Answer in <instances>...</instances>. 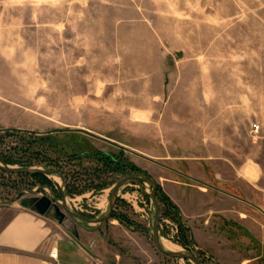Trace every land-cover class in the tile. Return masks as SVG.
<instances>
[{
  "label": "rangeland",
  "instance_id": "374dc122",
  "mask_svg": "<svg viewBox=\"0 0 264 264\" xmlns=\"http://www.w3.org/2000/svg\"><path fill=\"white\" fill-rule=\"evenodd\" d=\"M5 128L37 136L81 128L114 143L84 130H57L51 142L0 131V166L30 146L58 158L66 178L49 175L55 193L31 194L33 177L0 170V199L23 190L19 199L79 239L88 263L193 264L156 249L149 183L120 188L101 225H80L52 198L61 201L69 184V209L98 218L117 182L134 175L158 189L160 241L200 264H264V0H0ZM97 152L121 155L122 168L106 170ZM98 183L107 185L89 187ZM209 185L245 200L233 207L243 226L220 215L215 236L192 232L178 203L193 206L195 197L205 209ZM164 197L183 231L163 215L174 214Z\"/></svg>",
  "mask_w": 264,
  "mask_h": 264
},
{
  "label": "crops",
  "instance_id": "0c3cea01",
  "mask_svg": "<svg viewBox=\"0 0 264 264\" xmlns=\"http://www.w3.org/2000/svg\"><path fill=\"white\" fill-rule=\"evenodd\" d=\"M187 177L197 182L193 177ZM242 179L251 183L244 174ZM203 191V196L208 197L209 201V205L205 203L208 205L205 209L203 202H197L195 197H190L195 203L193 206H187L186 199L178 203L182 216L191 225L194 234L198 229L215 236L213 229L220 215L234 220L237 226L244 225L242 216L237 217L233 207L245 200L215 186L209 185V189ZM25 201L30 200L24 198L12 203L0 201V264H90L78 238L59 225L48 210ZM199 218L203 221L195 225V220ZM53 251L57 252L56 259L50 256Z\"/></svg>",
  "mask_w": 264,
  "mask_h": 264
},
{
  "label": "water",
  "instance_id": "95a60500",
  "mask_svg": "<svg viewBox=\"0 0 264 264\" xmlns=\"http://www.w3.org/2000/svg\"><path fill=\"white\" fill-rule=\"evenodd\" d=\"M8 130H17V129H9V128H5L2 129L0 131H8ZM58 131H81L84 129H75V130H68V129H57ZM57 130H51L52 131H57ZM86 133H88L90 136L92 137H96L99 138L103 141L109 142L111 144H114L112 141L103 138V137H97L94 134H92L91 132L84 130ZM4 171L6 172H10V173H21V174H29V173H43L46 175H54L56 174V171H52V170H42L39 168H25V169H17V168H12L8 165L6 166H0ZM58 176L61 178L62 181H64L63 177L61 175L58 174ZM128 183H136L138 185H142V183H149L152 185V190L151 193H149V197L152 201V204L154 206V221H153V241H154V245L156 247V249L162 253L163 255H166L168 257H172V258H179V259H184V260H188L190 262H192L193 264H200V262L198 261V259L189 254V253H185V252H181V251H169L166 250L162 245H161V241H160V237H159V203L157 201L156 198V185L155 183L148 179V178H144V177H139V176H134V175H128L125 176L124 178H122L121 180H119L117 182V184L114 186L110 197H109V206H108V211L103 214L101 217L98 218H89V217H85L82 214L75 212L73 210H70L69 207L66 204L65 201V196L63 195V198L61 201L57 200L55 197L53 198L54 202L74 221H76L77 223H79L80 225H82L83 223L86 224H91V223H96V224H104L105 222H107V220L111 217V213L113 211V206L114 203L116 201V197L118 194V191L120 188H122L124 185L128 184ZM37 190H29L28 192L30 193H35ZM21 191H19L20 193ZM17 199V198H16ZM14 199V200H16ZM0 201H2L3 203H12L13 200H7L4 201L2 199H0Z\"/></svg>",
  "mask_w": 264,
  "mask_h": 264
},
{
  "label": "trees",
  "instance_id": "16d2710c",
  "mask_svg": "<svg viewBox=\"0 0 264 264\" xmlns=\"http://www.w3.org/2000/svg\"><path fill=\"white\" fill-rule=\"evenodd\" d=\"M8 131H13V132H16V133H19L21 135H24V136H29V137H34V135H36V133L34 132H28V131H19V130H8ZM51 135L50 134H47V135H40V136H37L36 137H40L39 139L42 140V141H47V142H51ZM33 141L36 142V140L33 139ZM51 144V143H49ZM54 144V145H53ZM52 146H54V150L56 152H59L61 149L59 148L60 147V144L55 142V143H52L51 144ZM50 145V146H51ZM28 151H31L29 152V156L25 157L23 156L22 158H20L18 156V153L16 155H12V156H5L4 158H2V161L5 165L7 164H11V165H15V164H18L21 166V168H26V167H29V166H32L35 164H41V166L44 168V169H53L54 167L58 166V158H55V159H51L48 157V155L46 154L47 151H42V150H31L30 146H28ZM25 151V150H24ZM85 154V153H80L79 154V159L81 160L82 159V155ZM97 158H99V161H101L103 163V167L106 169V170H110V171H116L117 169H121V155L118 157V159L112 155V154H106V155H103L102 153L100 152H97V153H94ZM85 157H87V154L84 155ZM83 160V159H82ZM98 160V159H97ZM130 166H127L125 164V161H124V165H123V171H126L127 168H129ZM59 168V170H61L60 168L61 167H57ZM0 170L4 171L1 167H0ZM62 171V170H61ZM64 173V172H63ZM19 175V174H18ZM31 177L34 178L35 182H37L38 184L40 185H43V186H47V187H52V184L49 182V180L47 179V176H45L44 174L42 173H32V174H27ZM105 185V183H98V184H89V187L93 188L94 190H98V189H102ZM70 187L67 188V192L69 194H73L72 190H69ZM156 191H158L157 187H156ZM166 203L168 204V209L169 211H173L174 214L172 213H168L166 212L165 210L163 211V215L164 216H171L174 218L175 221H177L179 223V226H180V231H183V227L182 225L180 224V218L178 216V213L176 211V208L171 205L167 199L164 197L163 198Z\"/></svg>",
  "mask_w": 264,
  "mask_h": 264
},
{
  "label": "flooded vegetation",
  "instance_id": "af4514ba",
  "mask_svg": "<svg viewBox=\"0 0 264 264\" xmlns=\"http://www.w3.org/2000/svg\"><path fill=\"white\" fill-rule=\"evenodd\" d=\"M19 131H26V130H19ZM28 132H31V131H29V130H27ZM53 132H56V131H52L51 132V130L49 131V132H47V133H53ZM26 168H36V167H26ZM17 169H25V168H17ZM39 169H42V170H52V171H56V174H54V175H57L58 176V174L59 175H61L62 177H63V179L64 180H66V178H65V174L61 171V170H59V169H56V168H53V169H44V168H39ZM16 174H21V173H16ZM29 174H32V173H29ZM43 174V173H42ZM45 176H49V175H46V174H44ZM59 177V176H58ZM60 178V177H59ZM69 187V184H66V187H65V190H64V192L62 193V196H61V200H62V198H63V195H64V193L67 191V188ZM44 188H47V186H43V185H38V187L36 188V189H29V190H37L35 193H39L40 192V190H43ZM49 189H50V192L51 193H55L54 192V189L52 188V187H48ZM28 190V191H29ZM19 191H21L20 193H19ZM18 191V193H17V195H16V197L14 198V199H16V200H19V198H20V194L23 192V190H19ZM30 193V192H29ZM31 194H34V193H31ZM55 196H53L52 198H54ZM56 198V197H55ZM13 199V202L14 201H16V200H14ZM57 199V198H56ZM3 200V199H2ZM4 201H6V200H4ZM54 201V200H53ZM83 215V214H82ZM84 216V215H83ZM85 217H87V216H85ZM89 218H91V217H89Z\"/></svg>",
  "mask_w": 264,
  "mask_h": 264
},
{
  "label": "bare ground",
  "instance_id": "6f19581e",
  "mask_svg": "<svg viewBox=\"0 0 264 264\" xmlns=\"http://www.w3.org/2000/svg\"><path fill=\"white\" fill-rule=\"evenodd\" d=\"M161 245L169 251H178L177 249H175L173 246H171L170 244L166 243L165 241H161Z\"/></svg>",
  "mask_w": 264,
  "mask_h": 264
},
{
  "label": "built area",
  "instance_id": "2783aa9c",
  "mask_svg": "<svg viewBox=\"0 0 264 264\" xmlns=\"http://www.w3.org/2000/svg\"><path fill=\"white\" fill-rule=\"evenodd\" d=\"M52 258L56 259L57 257V252L56 251H53L50 255Z\"/></svg>",
  "mask_w": 264,
  "mask_h": 264
}]
</instances>
